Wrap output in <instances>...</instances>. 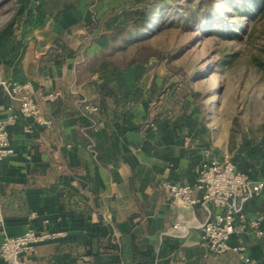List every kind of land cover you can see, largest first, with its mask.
<instances>
[{
  "label": "crops",
  "instance_id": "obj_1",
  "mask_svg": "<svg viewBox=\"0 0 264 264\" xmlns=\"http://www.w3.org/2000/svg\"><path fill=\"white\" fill-rule=\"evenodd\" d=\"M145 1L22 6L0 31V82H32L42 116L52 121L20 114L8 129L15 152L0 161V246L35 228L62 232L28 255L39 264H264V189L236 221L230 245L240 250L215 253L202 245L200 225L216 208L185 204L162 186L195 185L204 160L230 154L231 134L210 125L191 94L165 101L170 86L184 90L171 55L123 63L134 52L109 31L144 15ZM105 75L115 89L107 101L99 88ZM84 99L100 106L96 122L82 112ZM13 112L19 102L0 87V120ZM248 152L237 153L236 164L264 180V138ZM258 218L262 234L250 225ZM175 223L180 228L167 233Z\"/></svg>",
  "mask_w": 264,
  "mask_h": 264
},
{
  "label": "rangeland",
  "instance_id": "obj_2",
  "mask_svg": "<svg viewBox=\"0 0 264 264\" xmlns=\"http://www.w3.org/2000/svg\"><path fill=\"white\" fill-rule=\"evenodd\" d=\"M69 0H51L45 6H64ZM174 0H164L172 4ZM181 2V1H180ZM35 1L0 0V31L8 28L22 6H37ZM141 6L147 9L146 1ZM166 16L171 15L165 13ZM145 15V11H144ZM158 15L150 18L156 20ZM167 22L157 32L145 31L144 41L156 50L171 55V70L181 82L190 81L194 103L212 126L230 130L229 153L234 162L238 153H249V146L241 149L242 138L248 133L253 144L264 137L260 131L264 123V69L258 67L255 57L264 59V19L256 27L251 39H222L181 25ZM146 38V39H145ZM115 49L119 44L115 43ZM244 145V144H243ZM252 153V152H251Z\"/></svg>",
  "mask_w": 264,
  "mask_h": 264
},
{
  "label": "built area",
  "instance_id": "obj_3",
  "mask_svg": "<svg viewBox=\"0 0 264 264\" xmlns=\"http://www.w3.org/2000/svg\"><path fill=\"white\" fill-rule=\"evenodd\" d=\"M0 87L4 95L11 101L19 102V112H13L6 119L0 120V161L13 155L15 149L8 138V129L20 114L33 117L43 125H51L52 121L42 116L41 109L34 100L35 86L30 81H1ZM57 94L49 95L51 99ZM82 112L92 117L100 110V106L87 101L80 102ZM164 189L175 199L193 205L201 202L204 206L212 204L216 211L210 213L200 225L201 242L208 250L222 253L229 249L240 250L230 245V238L235 231L237 220L244 218L246 203L260 194L264 189V180L250 177L234 162L230 154L204 160L195 185L175 183L169 180L162 182ZM201 192V198L194 196V191ZM3 221L2 203L0 199V222ZM251 227L262 234L261 218L254 220ZM180 228L179 223L171 226L167 233L174 234ZM62 232H42L29 228L19 235L6 236L0 246V257L5 264H39L36 259H29L39 243L54 239Z\"/></svg>",
  "mask_w": 264,
  "mask_h": 264
},
{
  "label": "trees",
  "instance_id": "obj_4",
  "mask_svg": "<svg viewBox=\"0 0 264 264\" xmlns=\"http://www.w3.org/2000/svg\"><path fill=\"white\" fill-rule=\"evenodd\" d=\"M31 1L24 0L26 4ZM33 1L38 4L37 6H45V4L51 2V0ZM173 2L168 4L164 0H147L146 4L148 6L145 15L135 16L128 21L126 26H115L109 31V38L112 42H119L122 46L129 45L128 50L134 52L128 61L123 60L124 64L135 60L145 62L152 56L166 57V53L146 44L144 36L145 31L149 28H153L157 32L167 22L176 23L180 21L182 22L181 25L188 27L190 30L195 29L207 35L214 34L222 39L246 40L254 36L257 24L264 19V0H174ZM165 13H169L171 18L166 16ZM154 15H158V18L150 21V18ZM260 36L264 37V35ZM261 50L264 52V46ZM255 60L258 67L264 69V59L257 56ZM112 81L113 79L109 75H105L104 82L99 86L100 93L104 95V101H107L105 95L108 98H113L115 89L110 86ZM181 83L184 85V90L179 91V84L170 86L165 101L175 105L178 104L180 98L185 97L187 94L192 96L197 94L191 88L188 79ZM95 115L92 116L94 122H96ZM260 131L264 133V123L261 124ZM231 136L233 138L234 134L232 133ZM253 142L248 133L245 132L241 149L244 146H249L250 149L256 152L259 144L254 145ZM240 168L247 173V165L243 166L241 164ZM65 194L72 195L73 193L65 192ZM72 215L74 218L79 219L83 217V212H80V214L73 212Z\"/></svg>",
  "mask_w": 264,
  "mask_h": 264
}]
</instances>
